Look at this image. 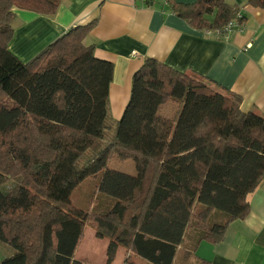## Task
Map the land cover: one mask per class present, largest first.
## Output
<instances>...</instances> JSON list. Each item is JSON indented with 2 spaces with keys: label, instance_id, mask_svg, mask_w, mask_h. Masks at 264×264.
Wrapping results in <instances>:
<instances>
[{
  "label": "trees",
  "instance_id": "16d2710c",
  "mask_svg": "<svg viewBox=\"0 0 264 264\" xmlns=\"http://www.w3.org/2000/svg\"><path fill=\"white\" fill-rule=\"evenodd\" d=\"M61 1L0 0V240L14 252L0 264H87L75 258L87 224L108 239L106 264L121 248L176 264L190 230L203 231L196 244L221 243L264 180V116L244 112L241 97L196 72L146 58L114 120V64L84 43L97 20L28 62L10 50L16 10L53 16ZM167 4L199 31L242 23L241 8L226 0ZM248 4L264 8V0ZM170 103L174 120L160 115ZM113 161L134 163L135 173L111 169ZM89 179L110 200L106 211L72 203ZM216 209L225 221L210 228Z\"/></svg>",
  "mask_w": 264,
  "mask_h": 264
},
{
  "label": "crops",
  "instance_id": "0c3cea01",
  "mask_svg": "<svg viewBox=\"0 0 264 264\" xmlns=\"http://www.w3.org/2000/svg\"><path fill=\"white\" fill-rule=\"evenodd\" d=\"M173 1L192 4L196 0ZM226 1L241 8L243 27L226 36L193 28L172 12L167 0H157L152 6L139 0H62L53 16L16 10L10 50L28 62L71 28L97 20L84 43L95 48L98 58L114 64L109 96L114 120L121 119L133 76L146 58L180 72H196L241 97L244 112L264 116V8L251 6L248 0ZM247 202L249 213L228 226L221 243L195 242L186 249L185 258L191 257L196 264H264V180ZM92 243L85 252L94 258L98 251ZM9 250L10 257L14 252ZM123 254L113 264H123Z\"/></svg>",
  "mask_w": 264,
  "mask_h": 264
},
{
  "label": "rangeland",
  "instance_id": "374dc122",
  "mask_svg": "<svg viewBox=\"0 0 264 264\" xmlns=\"http://www.w3.org/2000/svg\"><path fill=\"white\" fill-rule=\"evenodd\" d=\"M177 110H178L177 106L173 103H170L162 108L160 115L165 119L174 120ZM111 169L118 170L119 172H125V173L135 172V166H134V163L132 162L120 163L117 161H113L111 163ZM71 201L74 205L86 211H90V212L93 211L96 213H101L107 210V206L110 200L106 198L104 195L99 194L97 190V180L89 179V180H86L81 186H79L73 192ZM224 213L225 212L223 210L216 209L208 221V226L212 228L216 225L222 224L225 221V216H226ZM202 233L203 231H198V230H194V231L190 230L188 232L186 241L181 246L180 256L176 264H196L197 263L195 260H192L191 257L185 258V255L187 253L186 249L190 248V246H192L196 242V237H197L196 235L202 234ZM91 241L94 242L92 243L94 244V249L98 251L97 256L94 258H91V256L89 255H86V252L87 251L89 252L92 248ZM107 245H108V239L98 238L96 236V229L91 224H87L85 226L83 239L80 241L78 245L75 258L80 260L81 262H86L87 264L89 262L93 263L90 259L95 260L94 261L95 263L93 264H106ZM8 249H10L9 251L11 252L13 251L8 245H6L0 240V259H5L9 257ZM124 251L126 254V256L124 257L125 261L126 260L132 261V264H141V263L146 264L140 261V259L137 258V256L135 255L130 256L129 252H127L126 250H122L121 254H123ZM121 254L118 252L117 257L121 256ZM125 261L123 264H125ZM128 264L130 263L128 262Z\"/></svg>",
  "mask_w": 264,
  "mask_h": 264
},
{
  "label": "built area",
  "instance_id": "2783aa9c",
  "mask_svg": "<svg viewBox=\"0 0 264 264\" xmlns=\"http://www.w3.org/2000/svg\"><path fill=\"white\" fill-rule=\"evenodd\" d=\"M239 19L241 18L240 15L238 17ZM242 24L241 23H238V20H233L231 21L229 24H227V26L222 30V31H210V30H206L205 32L208 34V35H217V36H226L228 35L229 33H231L232 31L234 30H240L242 29Z\"/></svg>",
  "mask_w": 264,
  "mask_h": 264
}]
</instances>
